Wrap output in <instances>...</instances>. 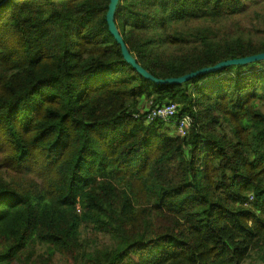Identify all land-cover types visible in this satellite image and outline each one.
Segmentation results:
<instances>
[{
  "label": "trees",
  "instance_id": "trees-1",
  "mask_svg": "<svg viewBox=\"0 0 264 264\" xmlns=\"http://www.w3.org/2000/svg\"><path fill=\"white\" fill-rule=\"evenodd\" d=\"M109 1L0 0V264H264V61L154 84ZM263 17L264 0H121L115 23L164 80L264 53ZM144 101L177 104L188 133Z\"/></svg>",
  "mask_w": 264,
  "mask_h": 264
},
{
  "label": "water",
  "instance_id": "water-1",
  "mask_svg": "<svg viewBox=\"0 0 264 264\" xmlns=\"http://www.w3.org/2000/svg\"><path fill=\"white\" fill-rule=\"evenodd\" d=\"M121 0H110L108 5V10L105 16V21L108 27V31L115 40V42L119 45L121 50V55L123 57L124 62H126L129 66H131L138 75H140L143 79L150 81L157 85H183L199 76L205 75V74H211L218 72L220 70L229 68V67H235V66H245V65H251L256 62L264 61V53H260L258 55L245 57L241 59H232L227 60L221 63H218L217 65L213 67H207L200 69L198 71H195L193 73L178 77V78H168V79H157L153 77L148 71H146L143 67H141L135 57H133L127 46L125 45L122 36L120 35L119 29L115 23V15L117 12L118 3Z\"/></svg>",
  "mask_w": 264,
  "mask_h": 264
},
{
  "label": "built area",
  "instance_id": "built-area-1",
  "mask_svg": "<svg viewBox=\"0 0 264 264\" xmlns=\"http://www.w3.org/2000/svg\"><path fill=\"white\" fill-rule=\"evenodd\" d=\"M147 108L145 111V119L147 122L160 121L164 124L172 125L176 129V134L180 137H184L192 125L190 116L178 117L179 113L178 105L175 103H164L161 105H155L151 101L146 102ZM135 119L139 117L138 114L133 116Z\"/></svg>",
  "mask_w": 264,
  "mask_h": 264
},
{
  "label": "rangeland",
  "instance_id": "rangeland-1",
  "mask_svg": "<svg viewBox=\"0 0 264 264\" xmlns=\"http://www.w3.org/2000/svg\"><path fill=\"white\" fill-rule=\"evenodd\" d=\"M245 27H249V24L247 23H244ZM256 25H261V27H264V17L262 19V21H260L259 23H257ZM140 108L144 109V111H146V108H147V105H146V102H142L140 104ZM104 239H99V241L96 243L97 247H102L104 245V242H103ZM90 245H94V244H90ZM57 264H63L62 262L58 261Z\"/></svg>",
  "mask_w": 264,
  "mask_h": 264
}]
</instances>
